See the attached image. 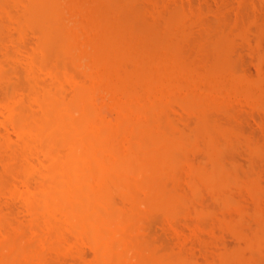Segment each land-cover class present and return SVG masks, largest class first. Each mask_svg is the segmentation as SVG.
I'll use <instances>...</instances> for the list:
<instances>
[{"label": "bare ground", "instance_id": "1", "mask_svg": "<svg viewBox=\"0 0 264 264\" xmlns=\"http://www.w3.org/2000/svg\"><path fill=\"white\" fill-rule=\"evenodd\" d=\"M154 1L156 0L150 2ZM134 2L135 0H73L70 6L72 11L68 15L66 12L70 7L64 13L61 10L65 8L59 0H0V52L3 53L0 55V264H52L51 259L57 264H143L138 249H148V252L152 253L153 247H150V251L149 247H143L138 240L140 236H135V233L133 235L132 229L136 225L137 232L139 221L142 220L138 215L148 213L144 211H158L161 216L173 217L174 211L181 203L191 201V209L193 205L199 207L196 200L200 194L203 195L205 188L211 191L214 198L217 196L216 200L220 199L223 205L229 202L228 206H241V203L234 204L236 202L233 201L230 204L234 195L230 196V192L225 191L229 190L227 186H231L229 180L237 175L236 170L234 171L236 166L233 165L234 168L230 169L233 166L229 167L222 161L228 150V142L235 139L226 128L233 124L224 127V122L223 125L218 124L220 121L211 123L213 120L225 119L216 116V119L211 121L212 114L209 115L212 116L210 121L208 120L205 110L212 103L209 104L207 97H204L205 89H201L204 94L199 91L201 82L208 81L209 68L204 66V71L200 62L197 65L201 64V68L196 66L200 70L195 68L196 70L192 71L189 67L193 68L197 60L189 61L194 64L192 67L191 64L189 67L183 64L179 56V61L176 60V51L172 50L176 53L175 57L170 49H167L168 46H165L169 42V34L158 38L155 43H142L139 39L133 43V29H130L126 38L118 35L116 28L107 23L109 11H117V17L123 15L125 19H136L133 17L136 15L135 11L129 16V12L135 9L132 8ZM137 2L142 1L136 0ZM174 11L169 13V17L166 16L171 21H175L178 16L176 14H179ZM60 12L66 14L63 16L64 20L70 16L73 21L66 20L76 22L73 28L71 23L69 27L68 24L61 25L63 17L61 18ZM148 12L149 10L146 13L149 14ZM55 13L58 15L55 16ZM133 13L135 15H132ZM147 14L144 15L145 19H148ZM149 16L152 19L153 15ZM55 19L59 21L55 22ZM153 21L155 22V18ZM226 38L225 36L224 41ZM228 38L227 42L230 41ZM215 43L217 42L211 44L215 46ZM212 45L207 46L213 47ZM220 45L215 47L219 49ZM173 46L169 47L175 48L174 44ZM201 47L202 45L199 48ZM215 47L214 51L217 50ZM214 54V58L217 57L216 53ZM121 58L125 59V62L128 60L127 64H124ZM66 61L69 64L72 62L74 67H80L85 77L80 74L83 78L81 79L72 75L75 73L67 69L69 67L66 66ZM185 61L188 63V59ZM221 77L224 79V76ZM210 79V83H213L214 78ZM222 80H215L213 87L206 84V96L212 91L215 92V95L210 94L213 98L224 96L227 89L216 95L214 88H218ZM193 81L198 83V87L192 88ZM227 85L225 83L222 88L239 89L233 83L232 86ZM238 91L229 94H237ZM99 100L103 103L107 100V106L109 104L110 110L114 111L115 118L108 117L109 114L103 111L104 105L100 108ZM227 102L229 103V100ZM175 104L179 106L175 107ZM225 104V110L224 105H221L223 110H219V114L222 111L227 113L230 107L226 109L228 104ZM179 107L182 108L181 111L176 110ZM174 110L180 113L185 110L188 116L181 113L182 121L178 123L175 118L180 117ZM216 111L218 112V109ZM189 115L194 116V119L191 118L194 121L190 119L193 126L190 124L191 127L187 129L189 124L185 120H189ZM183 118L186 122L183 124H187V128L180 125L184 122ZM234 129L233 133H236ZM237 135L239 140L235 139L237 141L232 142L234 144L243 141L241 134ZM219 136L223 139L220 140ZM250 142L245 146L252 147ZM189 148L203 149V159L206 157L207 161L208 158L210 164L207 166L203 165V160H199L202 164L197 161L196 157L201 151L195 153L197 156L194 154L201 166H194V158L186 160L188 158L183 152ZM188 154L190 158L189 150ZM185 156L186 159H183ZM191 160L194 162L191 163ZM180 169L185 170L183 172ZM162 170L175 175L173 183L178 191L172 192L170 186L167 192L162 187L164 191L153 190L156 188L155 178ZM188 170L189 178L185 174ZM231 170L235 174L229 173ZM175 172H180L179 177L182 178L184 176L181 174L184 173L186 176L183 179H188L178 183ZM234 179L233 185L238 177ZM182 184H187V190H182L186 189ZM155 197L158 200H155ZM118 201H121L120 204ZM198 201L200 202V199ZM198 207L193 211L201 214ZM200 207L202 209V206ZM244 208L245 211L250 209L246 206ZM261 210L260 216L259 209L258 213L248 211L247 214L256 213V219L259 216L258 220L261 221L264 220L261 218L264 217V208ZM239 212L242 213L240 210ZM167 218H164L165 225ZM192 223L186 224L191 227ZM235 223L241 239L247 245L248 240L246 237L243 239L240 232L239 225L242 222H238L239 225L237 221ZM189 226H181L183 230L187 229L186 232L182 231L181 227H177L181 229L179 230L172 226L176 230L175 235L179 236L175 238H181L183 242L188 240V234L194 231L193 228H196L198 237V233H201L199 228L193 226L190 231ZM236 227V234H239ZM167 228L169 229V225ZM245 228L243 230H246ZM171 230L172 228L169 229ZM187 232L188 238H184V233ZM196 234H193V237ZM253 236H250V240H253L250 247L247 245L248 249L256 247V242L259 247V241L255 238L260 236ZM178 242L180 245L183 243L180 240ZM136 244H139L140 248L137 249ZM85 246L91 251L90 259H87L89 251L86 255ZM213 246L209 245L212 248ZM247 246H244V249ZM128 247L132 249L131 253L135 252V256L137 255L134 262L128 261V252L131 250L128 251ZM185 248H181L183 251L179 252L180 249H171L169 256L171 252L173 255L170 256L169 264L190 263L188 258L183 257ZM213 249H206L207 253L213 254ZM236 251L239 249L235 250V253L231 252L228 258L233 257L234 262H239V259L242 261V251ZM145 256L143 255L144 260ZM165 256L168 260V255ZM238 256L240 258H237ZM148 257L149 255L145 264L151 259ZM208 258L210 257L206 258L207 262ZM206 259L201 263H206ZM166 260L161 263L168 264Z\"/></svg>", "mask_w": 264, "mask_h": 264}, {"label": "rangeland", "instance_id": "2", "mask_svg": "<svg viewBox=\"0 0 264 264\" xmlns=\"http://www.w3.org/2000/svg\"><path fill=\"white\" fill-rule=\"evenodd\" d=\"M59 1L61 3V6H64V8H65V9H63L61 7V9H63L61 11H64V13L73 3V0H65L64 2H63V0H59ZM140 1H142V2L141 3L137 2L138 3L137 4L136 0H135V2H134L135 5L132 4V6H133L132 8H135V9H133V11L129 12V16H130V14L135 11L134 13H136V15L134 13L132 15H135L133 17L136 19L132 20V18L129 19V17H128V18H126L128 20L127 21L123 17V15H122V17L121 16L117 17L116 16L117 14H115L117 11L110 10L109 11L110 13L108 14L107 23L109 25H111V27H115L117 30V34L122 36V38L128 37L127 36L128 32L130 31V29H131V31L133 29L136 32V33L135 32L131 33V35H133V39H134L133 43L136 42L138 39L141 40L142 43H155V41H157L158 38L167 36L169 34L170 35V38H168L169 39V42H168L169 45H168V43H166L165 46H168L167 49L169 48L170 49L169 51L172 52L173 54H174L173 51H176L177 57L175 56L176 53L174 54V56L176 57V60H178L177 58L179 56L180 61L182 59L181 62L185 65H188L187 67H189V65L191 64V63H189V61H191L193 59L197 60L198 62L196 61L197 63L193 67L194 69L189 67V69L192 71L199 69V67L201 68V66L204 68V71H205V67L207 69L209 68L208 70H209L210 74H209L208 81L206 83L204 82V80L202 82L200 81L201 84H200V90H199V91H201V89H203V90L205 89V91H204L205 94L202 92L203 90L201 92L205 95L204 97H207L206 100L209 102V104L212 103V104L208 105L206 110H205L206 116L209 117L208 120L212 117L209 115H212V114H213V118L210 119L211 121L213 119H216V116H217V118L220 117L222 119H225L222 121H221V119L220 120L219 119L213 120L211 123H213V122L217 123L220 121L218 124L222 123V125H223V122H224L225 123V125H223L224 127H226V125H228V124H231V125L233 124L232 126L228 125L226 128H228L230 130L231 134L233 135V137L235 139L239 140V135H237V134H241L240 137L243 138V141L240 140L241 143L240 142L235 143V144L232 143V142L237 141L234 139V141H232V142L230 141L231 143L228 142L229 145L226 146V144H225V146L228 148V150H226V153L224 154L225 159L222 158V161L224 163H227V166H229V167H231L233 165L236 166L235 167L236 169H234V171L236 170V174H237L236 176L238 177V179H237V177L234 175V177H236L235 179H237L235 181L236 183H234V185H233V179H234V177H233L232 179L229 180L231 182L229 185H231V186H229V187L227 186V188H229V190L228 191L225 190L226 192H230L229 193L230 196L234 195L233 196L234 200H231L230 204H232L233 202H236L234 204L241 203V206L243 205V207L241 208V206H239V207L237 206L238 207L237 208L236 205L233 206V204L228 206L229 202L227 203L228 205L227 204L223 205L221 203L220 199L219 200L217 199L218 201L216 200L217 196H215V198H214V195L213 196L211 195V191H209L208 188L204 187L205 189L203 190V185H202V190L204 191L203 195L201 196V194H200L201 197L198 196V199L196 200L197 201L196 203H198V205H199V207L198 206H196V207L199 208L198 211H201V214L199 212L197 214V212L193 211L194 208L196 209V207H195V205H193V203H192L193 209H191L189 207V203L191 204V201L189 203L186 202V204L181 203V206L176 208V210L174 211V213H173L174 216L171 215L174 218L173 217L167 218V215L161 216V214H160L161 212H158V211L155 212V213H157L156 215L153 211H150V210L144 211V212H148L149 214L148 213H146V214L141 213L138 215V217H141L140 220L141 219L142 220H141V222L139 221L140 225L138 224L139 227H138L137 232H135V230L137 229L136 225L133 226V228H134V229H132V230H134L133 235L136 234L135 236H137V235L140 236V237H138V240L140 241L141 245H143V247H149V251H150V247L151 248L153 247V249H152V253L148 252V249H146L145 250L146 252H145L143 248H142L143 249V251H142L139 244L138 245L136 244L137 249H138V247L141 249V250L138 249V251L140 252L139 256H140L141 261H142L141 263L145 264L146 260H147V255H149L148 258H151V259H148L150 264H152L153 262H154V264H158V263L160 264L162 261L166 260L165 255H168L167 257H169L170 260L169 259L166 260V263L169 264L171 261L170 256L173 255V253L171 252V254L169 256L170 250L172 249V251H174V250L177 251V249H180V250H178V252H179V251H183V250H181V248L186 247L184 252H182L184 256L180 252L183 257L188 258V261H190V263L187 262L186 264H197V262H199L200 264H207L208 262H212V264H239V262H241V264H264V226H263L264 220H261V221L258 220L260 218L259 216L261 215L260 211H262L261 209L264 208V152H263L264 149H262V148H264V0H156L153 2L154 4L152 2H150L153 0H144V1L140 0ZM71 8L72 7H70V9L66 12L68 15H70V13L72 11ZM148 10H149L148 13L151 14V16L153 15L152 19H150L151 17L149 16V14L146 13ZM173 10H175L174 11L175 13H179V14H176L178 16L175 19V21H171L170 18H168L169 17L168 15H170L171 11L173 12ZM56 13H55V16L58 15ZM64 13L62 12V14H61V12H60L61 18L64 15L66 16V14H64ZM144 13L147 14L148 19H145ZM152 13H154V14H152ZM162 13H164V14H162ZM137 14H139V15H137ZM140 14L144 18H142L140 16ZM159 15H162V16H159ZM166 16H168V17H166ZM57 17H55V18H57ZM153 17L155 18V22L158 23L157 25L153 21L154 20ZM220 17H222V19ZM65 18L68 21H73L70 18V16L68 18L67 17H65ZM139 18H141V19H139ZM66 19L64 20V17H63V21H66V22L61 21L62 26L63 25L65 26L68 24V27H69V23H71L70 24L71 27L75 26L76 22H68ZM57 20L58 19H55V22H57ZM147 20H149V21H147ZM150 20L153 21L154 23L153 22L151 23ZM220 20H221V22H220ZM213 26H214V28H212ZM185 32H186V34H185ZM187 33H189V34L187 35ZM222 33H224V34L222 35ZM183 34H184V37H183ZM141 35L144 36V38H142ZM178 35H180V36H178ZM211 35H214V36H211ZM216 35L219 37H217ZM187 36L189 38H185ZM225 36L227 38H228V36H230L229 38H231V39L228 38V40H230V41L227 42L226 41L227 38L224 41ZM212 37L213 38L215 37L214 40H212L213 39ZM204 38H205V40H204ZM206 40H207V42H206ZM198 41H200V42H198ZM215 41L218 43V44L215 43V46H218L221 44L219 46V49H217V47L213 46ZM210 42L211 43L213 42V45ZM225 42H227V44L223 45ZM173 44L175 45V48L169 47V46L174 47ZM200 45H202L201 49L199 48ZM203 45H204V47L206 45L205 49H204ZM207 45H212L213 47H210ZM214 47L217 50L214 51ZM222 47L224 48V51H223ZM210 48L211 49L213 48L212 50L214 51V53H216L217 57L214 58L215 54L213 53V51ZM220 52L221 53L223 52V53L220 54ZM0 53H1L0 55L2 56L3 53L2 52H0ZM184 58H185V60L188 59V63H187V61L184 60ZM124 60L125 59L121 58V61L124 64L125 63L127 64L128 60H127V62H125ZM200 62L202 63V65L201 64H199L201 66L197 65ZM71 63L70 64L68 62L66 63V66L69 67L67 69L68 70L70 69L71 72L75 73L72 75H76L77 78L79 77V78L83 79L85 76H84V73L81 72V70H80L81 68L80 67L77 68V66L74 67ZM75 65H77V64H75ZM193 65L191 64L190 66L192 67ZM196 66H199V67L197 68ZM207 69H206V71H207ZM210 69H211V71H210ZM79 71L81 73H78ZM80 74L83 75L82 76L83 78L80 76ZM221 76H224V79ZM211 77H212V79L214 78L213 83L215 80H222V79L224 80V81L223 80L221 81V84L219 85L218 88L217 87H214V88H216V95L220 94L221 91L225 92L224 90L227 89L225 94L223 92L222 93L228 99L224 100L225 97L223 95H222V97L220 95H218V98L219 97L221 98L219 100H218V98L216 99L215 96H214V98H215L214 99L213 95H215L214 94L215 92L212 91V89H211V91H212L211 93L213 95H210L211 93L210 94L208 93L211 96V98L209 95H208L209 97L206 96L207 95L206 84L213 87L212 86L213 83H210ZM230 77H232V78H230ZM228 80L230 83H228ZM225 83L228 84L229 86H232V83H233L234 86L238 87L239 89L235 88L237 90H234V88L232 89V87H229L228 85L227 86L229 88L223 89L222 87H225ZM192 85L194 86V87L191 86L192 88L198 87V83H196V81H193ZM204 85H205V87H204ZM209 87H208V89H209ZM196 89L198 90V88H196ZM231 89L233 92L238 91V90L239 91L237 94H234V93L229 94L230 92L232 93ZM246 90L247 91L249 90V92H247ZM208 92H210V89ZM232 95H234V96H232ZM244 95H246V97ZM243 96L245 98H243ZM240 99H242V100H240ZM228 100H229V103L227 102ZM99 102H100V108L103 107L102 105H104V107H103L104 110L103 109L102 110L104 112L106 111L110 115V116L108 115V117L109 118H115L116 115H115L114 111L110 110L111 107H109V104L107 106V100H105L104 103L101 100H99ZM225 103L228 104L226 106V109H228L227 108L228 106L230 107L228 109V111H229V113H232L231 114L232 116L228 113V111H227V113L222 111L223 113L220 112L221 114H219V110L220 111L223 110L221 107L224 105L223 106V108H224L226 105ZM176 105L177 104H175V107L179 106V105H177V106ZM180 108L181 107L177 108L176 110L179 109L181 111L182 108L181 109ZM232 108H234L235 110ZM217 109H218V112L216 111ZM224 110H225V108H224ZM230 110H231V112H230ZM174 112H176V111L174 110ZM207 112L209 113L208 115H207ZM107 113H106V115H107ZM176 113H178V115L180 117V114L182 112L181 113L176 112ZM183 113L186 114L185 110H183ZM214 114H215V116H214ZM175 116H176V114H175ZM186 116H188V114H186ZM192 116L193 115H191L190 118H188L189 119L188 121L183 118V121L185 120L187 122V124H189L188 128H187V124H183V123H186L185 121L181 122L182 124H180V125H184V126H186L187 129H189L191 127L190 124L193 126V124H192L193 122L190 123L191 122L190 119L191 118L194 119V116L193 117ZM182 117H183V115H182ZM177 118H178V116H177ZM177 118H175V119L178 120V123H180V121H182L181 120L182 118L181 117L179 119H177ZM193 119H191V120L194 121ZM226 122H227V124H226ZM235 127H236V129H234ZM232 128L234 129V132H236V133H233ZM237 130L239 132H237ZM219 137H220L219 138L220 140L223 139V138L221 139V136H219ZM233 137L231 136L232 139H233ZM232 139H230V140H232ZM245 140H249V141L245 142ZM243 142H245V143H243ZM249 142H250V144H253L251 146L252 147L254 146L253 147L254 149L250 146L249 147L245 146ZM224 143H226V142H224ZM232 144H234V145L232 146ZM255 144H258V146L257 145L255 146ZM255 147H257V148H255ZM191 149L192 148H189L183 152V153H186V156L188 158V159H186V156H185L183 159L190 160L191 158L195 157V155L197 154L196 153L197 151H201V154L198 153L201 156L196 155L197 156L196 158L198 159L197 161L203 160L204 161L203 165H207V166L210 164L208 158H207V161L205 160V158H206L205 156H204L205 158L203 159V154H204V151H202L203 149L202 150L200 148H199V150H198V148L193 149V150H191ZM223 149H222V152H223ZM188 150H189L190 154L192 155V156L190 155V158L188 157V155H189ZM182 157H183V155H182ZM192 160L196 161L195 158ZM192 160H191V163L194 162ZM197 161L195 162L194 166H199V165L201 166L202 161H199L201 164L198 163ZM225 167H226V165H225ZM233 168H234V166L231 167L230 169H233ZM185 169L187 170L186 167H185ZM230 169L228 168V170H230ZM184 170H181V171L184 172ZM163 171L165 172V170H162L158 174L160 177L158 175L156 176V178H155L156 181L154 182V186L156 188H154L153 190L158 191L159 189L164 188L165 191L166 190L169 191L168 188L171 187L172 192L178 191L176 189V187L174 186V183H173L174 182L173 177L175 175L172 173V175H173L172 176V175H170V173H167V171L165 173H163ZM183 172H181V173H183ZM188 172H189V170L185 174L187 175ZM230 172H231V174L233 173L232 170L229 171V173ZM175 174H177V172H175ZM179 174H180V172L176 175L177 180H179L178 183L179 182L182 183V181H185L186 179L189 178L187 175L188 178H186L184 180L183 178L186 175L184 173H183L184 175L181 174L182 176H184L182 178V177H179ZM231 174H229L230 177H231ZM233 174H235V173H233ZM177 180H175V181H177ZM180 180H182V181H180ZM226 185H228V184H226ZM181 186H184V184H182ZM186 186H187V184L184 186L186 189H182L183 191L187 190L188 187H186ZM179 189H181V187ZM200 190H201V187H200ZM180 192H182V191H180ZM200 193H201V191H200ZM212 194H213V192H212ZM3 197H4V195H3ZM115 199H116V197H115ZM199 199H200V202L198 201ZM3 200H5V199L3 198ZM116 200H120V198L118 197ZM155 200H158V199H156V197H155ZM151 201H152V199H151ZM120 202H119V204H120ZM194 202H195V200H194ZM182 204H184L185 208ZM244 204H245L246 208L248 207L250 209L249 210L246 209V211H245ZM200 206H202V209L204 208L203 211H202ZM251 208H252V210H251ZM237 209H238V211H237ZM255 209H256V211H255ZM258 209H259L258 212H260V213L257 212ZM239 210L242 211V213H240ZM248 211H250L252 213H253V211L257 212L259 214L258 218L256 219V217H257L256 213H254L252 215V213L249 212L251 216L249 215V213L247 214ZM151 212L154 214H151ZM162 214H164V213H162ZM262 214H264V211L262 212ZM255 215H256V217H255ZM160 216H161V218H160ZM138 217H137V219H138ZM163 217L168 219L169 222L165 221L166 225L167 226L169 225V229L172 228V230L174 232L172 230H171L172 233H171V231H169L167 226L164 224L165 219ZM261 218L263 219L264 217L261 216ZM184 221L185 222L187 221L186 222L187 224H191L193 222L192 225L195 223L193 226L198 227L199 229L198 228L197 229H198V231H201V233L199 232L198 237H197V234L195 232V231H197V230H195L196 228H193L194 231L190 232L191 233L190 235L188 234V232L186 234L184 233V235H185L184 238H188V236H189V238H188V240H185L184 242H183V240L181 241V238H179L178 240H180V242H183L182 245H180L181 243H179L178 240L175 238L176 236L177 237H179V236L177 234L175 235L176 230H174V228L172 226L176 227L177 225H180L177 227L185 226L187 228L189 225H187ZM236 221H237V223L242 222V223H240V225L238 223V225L240 226V229H241L240 232H242V234H243L242 238L244 239L246 237V239L248 240L247 245L249 247H250V242L253 240V239L250 240V236H253V235H255L256 237L260 236L259 238H255V239H258V241H259L258 242L259 247H257V242H256L257 248L256 247L250 248L252 250L248 249L249 247L245 244V241L243 242V240L241 239L238 226L237 227L234 226V225H236V223H235ZM167 222H168V224H167ZM175 222H177V223H175ZM169 223L170 224L172 223V224L170 225ZM192 225H191V227L189 226V230H190V228L193 227ZM245 226H246V228H245ZM135 227H136V229H135ZM177 227H176V229H179V230L182 229V227H181V229L177 228ZM185 227H184V229H185ZM235 227L238 229L239 234H236L237 231H235L236 230ZM242 227H244L246 230H243L244 228H242ZM186 230L182 229V231H184V232H186ZM248 231L251 232L252 235ZM193 232H195V233H193ZM181 233L183 234V232H181ZM192 233L196 234V235H194V237H193ZM173 234L175 236H173ZM187 234H188V236H187ZM209 235L216 238V240L214 241L213 240L214 238H210L211 236L208 239ZM253 238H254V236H253ZM136 240L137 239L135 237V241ZM196 240H198V241H196ZM199 240H200V242H199ZM212 240L215 243L214 242L212 243L211 242ZM239 240H241V241H239ZM188 241H190V243ZM206 244L207 245L209 244L211 246H213V244H214V246H213L214 249L212 247H209V245H208V247L207 246L205 247ZM183 245H185V246H183ZM252 245H254V244H252ZM181 246H183V247H181ZM240 246H242V248ZM244 246H247V247H245V249H244ZM86 247L87 246H85L84 249ZM187 247H188V249H187ZM211 248L214 250L213 252H211L213 254L207 253V250L212 251ZM87 249H88V247L85 249L86 255H88V254L90 255L91 251L89 249L88 250ZM129 249H131V248L128 247L127 250L129 251ZM132 249H133V247H132ZM132 249L130 250V252H128L129 253L128 254V259H129L128 261L129 262L130 261L134 262L137 258L136 257L137 255L135 256V254H134L135 252L131 253ZM238 249H239V251H236V252L241 253V251H242V253H244V255L241 253L242 256H245L244 259L240 254H238L241 256L243 262L240 259H239V262H236V261L234 262L232 259L233 257L228 258V256H230L231 252H234L235 250H238ZM205 250H206V253L208 255H206ZM87 251H89L88 254H87ZM89 255H88L87 259L91 258V255L90 256ZM131 255H133V256L130 257ZM143 255L144 256L146 255L145 260L143 259ZM134 256H135V258L133 259ZM207 257H210V258H208V262L206 259ZM237 258H240V257L238 256ZM50 259H48V260H50ZM152 259H154V261ZM205 259H206V263H201ZM209 259H211V261ZM194 261L196 263H194ZM50 262L52 264H57V263H54L55 261H53V259H51ZM149 262H148V264H149ZM161 264H163V263H161Z\"/></svg>", "mask_w": 264, "mask_h": 264}]
</instances>
